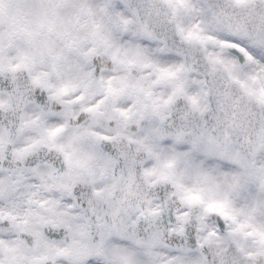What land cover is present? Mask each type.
<instances>
[{
    "label": "snow or ice",
    "instance_id": "snow-or-ice-1",
    "mask_svg": "<svg viewBox=\"0 0 264 264\" xmlns=\"http://www.w3.org/2000/svg\"><path fill=\"white\" fill-rule=\"evenodd\" d=\"M0 264H264V0H0Z\"/></svg>",
    "mask_w": 264,
    "mask_h": 264
}]
</instances>
